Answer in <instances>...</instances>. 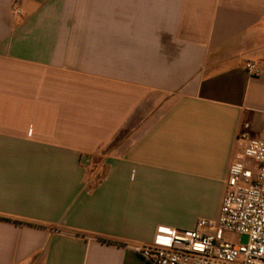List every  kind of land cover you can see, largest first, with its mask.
<instances>
[{"label": "crops", "instance_id": "0c3cea01", "mask_svg": "<svg viewBox=\"0 0 264 264\" xmlns=\"http://www.w3.org/2000/svg\"><path fill=\"white\" fill-rule=\"evenodd\" d=\"M242 122L264 0H0V264H147L217 217Z\"/></svg>", "mask_w": 264, "mask_h": 264}, {"label": "built area", "instance_id": "2783aa9c", "mask_svg": "<svg viewBox=\"0 0 264 264\" xmlns=\"http://www.w3.org/2000/svg\"><path fill=\"white\" fill-rule=\"evenodd\" d=\"M14 14L20 10L14 6ZM244 69L260 74L256 64ZM242 122L236 136L238 153L228 167L227 179L214 219L199 218L187 231L159 227L150 244L132 247L147 264H264V130L252 137ZM247 160L253 162L251 169ZM224 232L245 236V243L224 241Z\"/></svg>", "mask_w": 264, "mask_h": 264}, {"label": "rangeland", "instance_id": "374dc122", "mask_svg": "<svg viewBox=\"0 0 264 264\" xmlns=\"http://www.w3.org/2000/svg\"><path fill=\"white\" fill-rule=\"evenodd\" d=\"M246 164L250 169L253 166V162L251 160H247ZM223 239L224 241L232 244L245 243L247 241V238L245 236L231 232H224Z\"/></svg>", "mask_w": 264, "mask_h": 264}]
</instances>
